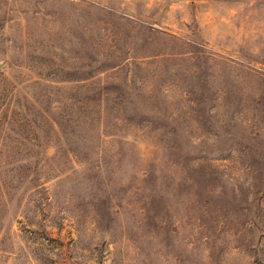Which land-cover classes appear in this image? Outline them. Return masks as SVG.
<instances>
[{"label":"rangeland","instance_id":"obj_1","mask_svg":"<svg viewBox=\"0 0 264 264\" xmlns=\"http://www.w3.org/2000/svg\"><path fill=\"white\" fill-rule=\"evenodd\" d=\"M0 264H264V0H0Z\"/></svg>","mask_w":264,"mask_h":264}]
</instances>
